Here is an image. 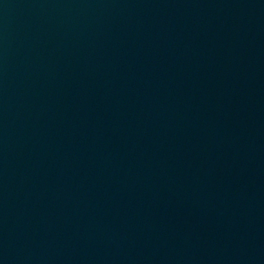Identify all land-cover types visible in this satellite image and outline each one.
<instances>
[{"label": "water", "instance_id": "95a60500", "mask_svg": "<svg viewBox=\"0 0 264 264\" xmlns=\"http://www.w3.org/2000/svg\"><path fill=\"white\" fill-rule=\"evenodd\" d=\"M0 264H264V0H0Z\"/></svg>", "mask_w": 264, "mask_h": 264}]
</instances>
